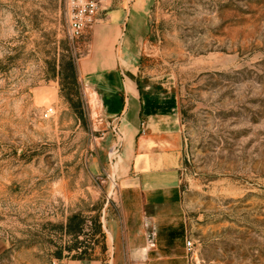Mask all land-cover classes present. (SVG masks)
<instances>
[{"label":"rangeland","instance_id":"1","mask_svg":"<svg viewBox=\"0 0 264 264\" xmlns=\"http://www.w3.org/2000/svg\"><path fill=\"white\" fill-rule=\"evenodd\" d=\"M72 2L0 0V264H106L125 246V207L144 237L152 222L145 247L171 253L164 264H186L185 237L192 264H264V0H100L70 40ZM121 10L137 74L174 98L181 141L168 176L128 193L118 123L77 72L92 30Z\"/></svg>","mask_w":264,"mask_h":264},{"label":"crops","instance_id":"2","mask_svg":"<svg viewBox=\"0 0 264 264\" xmlns=\"http://www.w3.org/2000/svg\"><path fill=\"white\" fill-rule=\"evenodd\" d=\"M130 18L129 10H121L108 15L105 24L95 26L89 51L77 63L85 93L94 98L109 120L118 123L120 140L126 146L124 158L120 159L123 171L118 177L122 193L134 190L136 183L146 188L145 179L168 176L174 163L177 165L181 148L180 120L174 98L161 94L137 74L131 52L136 32ZM128 211L125 207V246L118 254L111 252L106 264H164L163 260L173 258L161 246L153 250L145 247L147 240L141 224L132 221ZM57 264L101 263L68 260Z\"/></svg>","mask_w":264,"mask_h":264},{"label":"built area","instance_id":"3","mask_svg":"<svg viewBox=\"0 0 264 264\" xmlns=\"http://www.w3.org/2000/svg\"><path fill=\"white\" fill-rule=\"evenodd\" d=\"M100 0H76L72 2L68 19V37L70 40H77L85 29L94 21L97 12L99 11ZM54 114L53 108L44 109L40 113L42 120H48ZM143 227L145 228V237L149 248L154 247L153 238L155 237V228L149 219H144ZM149 238L151 240H149ZM185 262L192 264L194 259V243L191 239L185 237L184 243Z\"/></svg>","mask_w":264,"mask_h":264},{"label":"trees","instance_id":"4","mask_svg":"<svg viewBox=\"0 0 264 264\" xmlns=\"http://www.w3.org/2000/svg\"><path fill=\"white\" fill-rule=\"evenodd\" d=\"M73 219H74V217H73ZM97 228H99L100 229V227L97 225ZM67 230H68V232H70V229H69V226L67 225ZM84 254L85 253H81V254H79L77 257H74L72 260H79V261H82V260H95V259H92V258H86V257H84Z\"/></svg>","mask_w":264,"mask_h":264}]
</instances>
